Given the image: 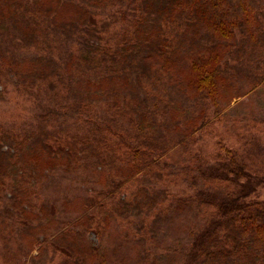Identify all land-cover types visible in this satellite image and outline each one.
Segmentation results:
<instances>
[{
  "label": "trees",
  "instance_id": "obj_1",
  "mask_svg": "<svg viewBox=\"0 0 264 264\" xmlns=\"http://www.w3.org/2000/svg\"><path fill=\"white\" fill-rule=\"evenodd\" d=\"M250 1L0 0V99L17 80L16 92L41 109L39 130L31 124L22 135L0 123V264L102 263L101 247L87 251L78 236L94 232L104 242L121 201L136 205L140 239L151 233L148 210H162L172 193L145 196L141 183L147 177L161 182L167 159L211 126L205 110L193 117L195 105L212 103L214 120L220 117V88H231L224 65L237 68L245 60L253 65L250 74L264 82V0H253L255 8ZM107 9L114 22L118 14L126 20L139 11L141 23L131 17L115 46L75 38L100 29ZM151 13L155 24L149 26ZM130 24L138 33L144 25L142 34L152 37L148 55L143 39L129 38ZM180 93L191 111L176 101ZM221 147L223 157L208 168L209 177L198 172L204 177L196 187L204 179L206 190L197 196L216 210L191 231L184 264H264V199H252L264 190V166L252 172L236 152ZM88 168L103 187L66 199L63 207L72 204L78 214L55 232L46 181ZM209 178L222 186H207ZM133 218L131 213L128 220ZM149 254L144 250L137 262H148Z\"/></svg>",
  "mask_w": 264,
  "mask_h": 264
},
{
  "label": "rangeland",
  "instance_id": "obj_2",
  "mask_svg": "<svg viewBox=\"0 0 264 264\" xmlns=\"http://www.w3.org/2000/svg\"><path fill=\"white\" fill-rule=\"evenodd\" d=\"M240 1L244 0H229L231 4H239ZM248 5L253 6V8L257 6L253 0ZM110 11L111 9H107L104 12L103 19H99L100 29L85 30L75 38L80 39V42H85L84 39L90 37L98 41L102 47L107 41L115 46L116 42L123 36L124 28L129 25L131 17L141 23L139 11L129 15L126 20L118 14L115 16L117 22L113 21ZM153 15V13L150 14L146 25L155 24ZM143 26H141L142 29L138 33L136 26L130 24L129 38L135 36L138 40L143 39V44L140 43V45L142 47L144 45L143 53L146 56L147 45L151 43L149 40L152 37H146L142 34L145 30ZM106 29L108 31H105ZM86 32L92 34V36H88ZM147 35H150V33L147 32ZM100 37L103 40H99ZM20 48L21 46L18 45L16 48L18 52ZM244 53L246 57V51ZM180 54L181 51L176 56L179 58ZM244 62L245 60L237 68L233 62L224 65L223 70L229 71L226 77L228 80L226 85L231 88L228 90H226L227 87L220 88L221 98L218 96L215 102L220 104V117L214 120L216 118L214 116L215 107L212 103H210L209 108L207 105L206 108H203L200 103L195 105L193 117H198L201 111L205 110L204 118H209L211 126L197 133V138L195 135L194 139L189 141L188 147L183 146L180 153L176 152L175 155H171L167 159L165 165L168 167L164 170L165 177L161 182L154 184L148 177L143 179L141 185L142 188L147 190L145 196H151L159 191L161 197L165 192L172 193V198L164 201L162 210L159 208L162 212L148 210V213L153 212L149 218L151 233L148 236L146 235L145 239H140L141 235L138 234V230L142 228L143 223L138 219V209L136 205L121 201V203H118L117 217L113 219V223L111 222L112 226L106 234L104 242H100L94 232L78 236L79 244L87 251L101 247L99 253L101 252L100 259L102 263L97 259L96 264H139L137 258L140 254L143 256L146 249L150 251V254L148 255V262L143 264H184L185 253L190 252L191 248V243H189L191 231L192 233L199 231L210 220L216 210L212 205L202 203V200L198 198L200 196L199 192L206 189L202 188L204 179L199 182L201 187L198 188L196 187V180L203 178L204 175L209 177L208 168L217 165L219 157H223L221 145L236 152L237 160L246 163L250 171L261 173V167L264 166V82L261 84L259 77L251 75L248 71L249 65ZM249 69H254L253 65ZM16 82L17 80H14L13 83L8 84L3 98L0 99V123L24 135L28 132L31 124H36L34 129L39 130L37 122L41 109L34 108L32 102L26 101L24 95L16 92ZM135 85L136 83H133L134 87ZM118 87L120 88V85ZM113 88L115 87H110L109 90L111 91ZM125 93L130 92L126 89ZM184 98L180 93L177 95L176 101L182 103L184 107L189 105L188 110L191 111L192 104ZM182 104L181 108H184ZM166 135L168 136V134ZM171 137H173L171 139V143H173L177 140L178 134ZM88 161L92 162L93 160ZM201 169L202 174H204L203 177L198 174V172L201 173ZM174 170L177 173L176 175H173L175 174ZM168 172L170 177L167 174ZM207 186H213L214 188L222 185L218 182L214 183L209 178ZM102 187L103 185L99 179L93 178L89 168L74 173H56L51 176L49 182L46 181L45 183L43 194L45 201L50 204L48 208L52 207L53 211V221L49 224L53 226L52 223L56 221L52 229L55 232L56 230H63L64 226L76 217L75 214H78L73 211L72 204L63 207L66 199L75 200L77 197L82 199L93 195L95 189L100 190ZM134 189L137 190L138 187L136 186ZM252 199H264V190L261 191L260 189ZM110 208L112 209L108 204V209ZM131 213L134 218L128 220ZM119 217L125 220V228L120 225ZM127 229L128 231H125ZM66 237L72 242L74 235L68 233Z\"/></svg>",
  "mask_w": 264,
  "mask_h": 264
}]
</instances>
